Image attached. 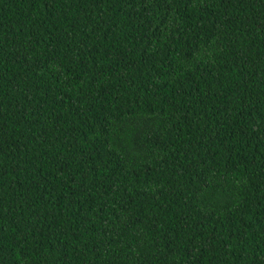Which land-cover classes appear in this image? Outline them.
Returning <instances> with one entry per match:
<instances>
[{"label":"trees","instance_id":"16d2710c","mask_svg":"<svg viewBox=\"0 0 264 264\" xmlns=\"http://www.w3.org/2000/svg\"><path fill=\"white\" fill-rule=\"evenodd\" d=\"M0 264H264V0H0Z\"/></svg>","mask_w":264,"mask_h":264}]
</instances>
